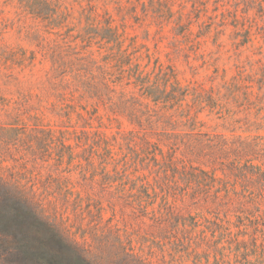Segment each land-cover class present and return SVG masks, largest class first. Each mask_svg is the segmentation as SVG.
I'll return each instance as SVG.
<instances>
[{"label":"rangeland","instance_id":"374dc122","mask_svg":"<svg viewBox=\"0 0 264 264\" xmlns=\"http://www.w3.org/2000/svg\"><path fill=\"white\" fill-rule=\"evenodd\" d=\"M158 1L145 16L139 0H0V173L36 185L50 211L95 251L121 241L153 264H264V199L257 190L241 181L228 188L167 186L153 162L170 159L175 146L137 151L97 133L98 121L85 132L79 113L90 106L59 82L75 74L76 58L91 52L101 61L110 52L101 35L111 20L148 69L159 61L197 86L179 113L196 119L194 138L264 137V88L221 87L264 75V0ZM56 60L58 77L51 73ZM118 123L132 129L126 118ZM218 192L230 198L220 211L211 205ZM244 196L260 208H244Z\"/></svg>","mask_w":264,"mask_h":264},{"label":"trees","instance_id":"16d2710c","mask_svg":"<svg viewBox=\"0 0 264 264\" xmlns=\"http://www.w3.org/2000/svg\"><path fill=\"white\" fill-rule=\"evenodd\" d=\"M139 3L145 16L150 9L157 10L156 0H139ZM173 10L170 7V11ZM135 14L140 15L137 10ZM107 24L101 40L110 52L103 55L101 61L91 52L86 57L76 58L75 74L59 78L60 83L73 87L72 92L81 103L90 106L89 110L78 111L81 120L85 117L86 123L82 125L85 132L94 128L93 123L98 121L101 126L96 127L97 133L119 145L130 143L137 151L145 152L153 144L175 146L177 152L171 153L170 159L153 162V170L156 173L162 171L158 178L167 186L171 183L179 188L195 184L196 188L208 189L225 184L228 188L230 181H241L244 188L257 190L263 200L264 137L212 135L207 141L194 138L196 119L179 113L184 111L182 103L197 86L184 83L174 69L159 61L148 69V64L144 65L139 57L132 56L126 49L124 32H120L111 20ZM54 62L51 73L58 77L61 65L57 60ZM94 67L99 70V75ZM254 82L264 88V75L256 80L235 78L221 87L226 86L234 93L239 87H252ZM60 92L66 94L64 90ZM173 103L179 104L180 109L164 107ZM121 118L129 121L131 130L124 131L119 127ZM186 122L192 123L183 130L181 126ZM181 135H189L188 140L181 141ZM36 142L44 149V139L42 144L39 139ZM138 142H143L144 146ZM218 163L222 167L216 170ZM214 196L211 205L218 211L230 199H223L221 192ZM240 204L244 208L250 204L256 209L261 206L251 203L245 196ZM57 217L59 214L50 211L48 199L36 185L27 186L0 173V264H153L133 250L127 251L121 241L117 242L118 246L100 244L95 251L86 239L80 241L74 237ZM120 250L123 251L120 253Z\"/></svg>","mask_w":264,"mask_h":264}]
</instances>
